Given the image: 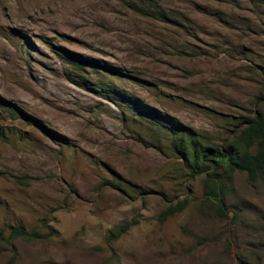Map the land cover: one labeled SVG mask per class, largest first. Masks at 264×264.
<instances>
[{
    "label": "rangeland",
    "instance_id": "rangeland-1",
    "mask_svg": "<svg viewBox=\"0 0 264 264\" xmlns=\"http://www.w3.org/2000/svg\"><path fill=\"white\" fill-rule=\"evenodd\" d=\"M259 113L264 0H0V264H264V180L215 217L169 127L225 146Z\"/></svg>",
    "mask_w": 264,
    "mask_h": 264
},
{
    "label": "trees",
    "instance_id": "trees-1",
    "mask_svg": "<svg viewBox=\"0 0 264 264\" xmlns=\"http://www.w3.org/2000/svg\"><path fill=\"white\" fill-rule=\"evenodd\" d=\"M67 59L70 64L79 68H81V64H85L93 69L115 71V75H121L117 74V70L106 63H98L91 59L86 60L80 56H76L75 59L70 57ZM105 91L102 88L100 94L104 96ZM7 104L12 114L33 122L31 118L22 114L16 106L11 103ZM245 124L225 146H215L208 143L193 130L181 124L169 123L173 150L183 162L189 178L205 176V203L211 205L214 216L219 219L228 218L227 185L237 173L247 174L251 183L264 180V113L257 114L255 118L247 120ZM188 204L189 200L186 198L173 206H169L160 214L159 222L164 224L175 215L181 214ZM127 230L128 228L116 229L110 232L108 239L115 241ZM0 238L3 239L1 232ZM10 239L36 242L45 239V236L38 231H28L23 226H16L11 231ZM239 264L246 263L241 261Z\"/></svg>",
    "mask_w": 264,
    "mask_h": 264
}]
</instances>
